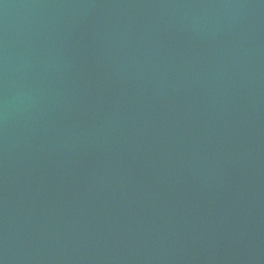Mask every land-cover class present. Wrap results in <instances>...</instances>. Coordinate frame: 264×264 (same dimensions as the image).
I'll return each instance as SVG.
<instances>
[{"label": "water", "instance_id": "water-1", "mask_svg": "<svg viewBox=\"0 0 264 264\" xmlns=\"http://www.w3.org/2000/svg\"><path fill=\"white\" fill-rule=\"evenodd\" d=\"M0 264H264V0H0Z\"/></svg>", "mask_w": 264, "mask_h": 264}]
</instances>
